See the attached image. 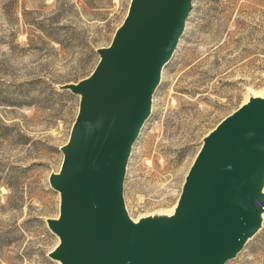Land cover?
Wrapping results in <instances>:
<instances>
[{
	"label": "rangeland",
	"instance_id": "obj_1",
	"mask_svg": "<svg viewBox=\"0 0 264 264\" xmlns=\"http://www.w3.org/2000/svg\"><path fill=\"white\" fill-rule=\"evenodd\" d=\"M129 2L0 0V264H59L49 174L79 106L61 84L93 70ZM251 94L264 95V0H192L127 163L132 217L173 206L205 134ZM225 264H264V218Z\"/></svg>",
	"mask_w": 264,
	"mask_h": 264
},
{
	"label": "water",
	"instance_id": "obj_2",
	"mask_svg": "<svg viewBox=\"0 0 264 264\" xmlns=\"http://www.w3.org/2000/svg\"><path fill=\"white\" fill-rule=\"evenodd\" d=\"M192 0H130L93 70L61 84L79 95L46 222L61 264H225L264 218V95L251 94L203 137L170 214L133 218L123 193L133 144Z\"/></svg>",
	"mask_w": 264,
	"mask_h": 264
},
{
	"label": "bare ground",
	"instance_id": "obj_3",
	"mask_svg": "<svg viewBox=\"0 0 264 264\" xmlns=\"http://www.w3.org/2000/svg\"><path fill=\"white\" fill-rule=\"evenodd\" d=\"M263 191H264V186H263ZM175 207H176V202L170 208L165 209L163 211L161 210V212L158 211L159 213H153L152 212L151 215L170 214V213H172L174 211ZM144 215H149V214H144ZM144 215H138L137 217H133V218L137 219V218H139L141 216H144ZM58 262H59V264H61V262L59 260H58Z\"/></svg>",
	"mask_w": 264,
	"mask_h": 264
}]
</instances>
